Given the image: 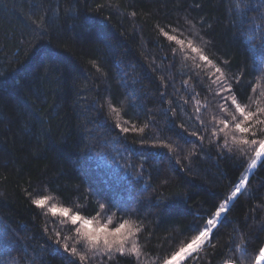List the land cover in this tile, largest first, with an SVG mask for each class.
<instances>
[{"label":"trees","instance_id":"16d2710c","mask_svg":"<svg viewBox=\"0 0 264 264\" xmlns=\"http://www.w3.org/2000/svg\"><path fill=\"white\" fill-rule=\"evenodd\" d=\"M160 27L199 33L229 80L240 78L239 102L255 110L249 85L264 84V0H0V264L75 260L55 243L71 226L33 205L39 196L88 218L104 203L102 222L143 228L141 264H162L240 181L253 153L228 152L217 123L230 94L215 95L214 70L174 55ZM109 103L122 126L147 124L144 133L115 128ZM261 246L264 161L200 259L185 264H255Z\"/></svg>","mask_w":264,"mask_h":264},{"label":"snow or ice","instance_id":"6c2138e0","mask_svg":"<svg viewBox=\"0 0 264 264\" xmlns=\"http://www.w3.org/2000/svg\"><path fill=\"white\" fill-rule=\"evenodd\" d=\"M159 31L169 42H173L177 46L172 49L174 55L179 51L184 54L185 59H191L197 68L206 65L214 70L210 76L212 84H216L218 88L215 95L221 96V93L224 92L230 94V102H228V97H221L226 101L225 104L220 105V111L225 114V117L217 121L219 125H222L219 128V133H222L224 137L223 147L228 152L239 151L241 157L247 156L249 152L253 153L247 163V169L256 168L258 162L264 161V107L260 106V98H264V84L258 82L249 85L251 93L257 94V97H249L252 104L256 105L255 110H252L251 104L244 105L239 102L238 96L233 89V82L239 85L240 78L233 77L232 80H229L224 68L206 54L207 42L204 41L199 33L184 37L183 32L176 28H172L171 31L178 34H170L164 27H160ZM44 55L51 57L53 53L46 52ZM197 61L201 63H196ZM222 63L226 64L227 62L224 61ZM108 107L112 112L116 113L117 123L115 128L122 133H128L130 130L144 133L145 128L148 127L147 124L139 128L135 125H132L131 128L124 127L118 122L119 110L111 103L108 104ZM230 109H234V111H230ZM196 111L198 112L199 109L197 108ZM228 117L231 118V122ZM192 135L195 136L196 132H193ZM213 135H217V133H213ZM160 146L168 148L169 151L172 150L170 144H162ZM233 146H235V149ZM247 182V176L241 179L230 195L216 207L210 218H207L203 225H191L189 230L196 234L192 236L190 241L179 247L178 250L171 252L166 258L162 257V264H185L188 260H199L200 253L211 243L212 235L214 229L218 226V222L223 219V214L229 210V202L242 194V189L246 187ZM51 200V196H39L32 199V204L38 208L45 209L46 214L50 213L53 217L59 215L62 224L71 226L69 228L71 235L62 237L61 232L55 233V243L59 244L70 258L75 257V260H70V264H77V262L79 264H97V262L105 264V261L116 259L117 255L120 257H133L136 260V264H141L139 259L141 257L139 234L143 231V228L137 226L136 222L123 219L122 222L112 226L113 220L111 216L105 222H102L101 212L106 207L104 203L99 204L101 211H97L94 216L88 218L79 212H73L68 207L49 203ZM62 240L63 243H61ZM237 247L239 248V246ZM223 264H237V261L233 258H227ZM255 264H264V246H261L255 255Z\"/></svg>","mask_w":264,"mask_h":264},{"label":"rangeland","instance_id":"374dc122","mask_svg":"<svg viewBox=\"0 0 264 264\" xmlns=\"http://www.w3.org/2000/svg\"><path fill=\"white\" fill-rule=\"evenodd\" d=\"M252 171H253V169H251V170L246 169V170L243 172V174H242V176H241V179H243L245 176L249 177V175L251 174ZM241 179H240V180H241ZM239 182H240V181H239ZM239 182H238V183H239ZM238 183H237V184H238ZM237 184H236V185H237ZM236 185H235V186H236ZM235 186H234V187H235ZM234 187H233V188H234ZM233 188L230 190V192L227 194V196L230 195V193H231V191L233 190ZM227 196H226V198H227ZM226 198H225V199H226ZM230 202H231V201H230ZM230 202H229V203H230Z\"/></svg>","mask_w":264,"mask_h":264}]
</instances>
